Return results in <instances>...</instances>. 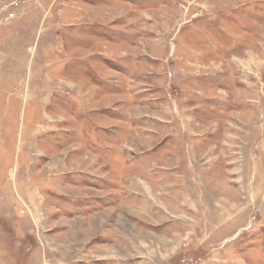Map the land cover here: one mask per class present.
Segmentation results:
<instances>
[{
    "label": "rangeland",
    "instance_id": "1",
    "mask_svg": "<svg viewBox=\"0 0 264 264\" xmlns=\"http://www.w3.org/2000/svg\"><path fill=\"white\" fill-rule=\"evenodd\" d=\"M0 264H264V0H0Z\"/></svg>",
    "mask_w": 264,
    "mask_h": 264
}]
</instances>
